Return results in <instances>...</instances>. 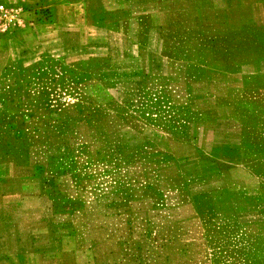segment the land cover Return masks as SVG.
Segmentation results:
<instances>
[{
    "label": "rangeland",
    "instance_id": "obj_1",
    "mask_svg": "<svg viewBox=\"0 0 264 264\" xmlns=\"http://www.w3.org/2000/svg\"><path fill=\"white\" fill-rule=\"evenodd\" d=\"M30 5L0 0V174L8 175V189L23 184L25 193L38 194L44 192L41 179L56 210L68 206L67 193L116 211L123 195L135 199L153 192L140 186L146 179L161 185L169 180L172 168L162 165L163 152L145 148V138L146 147L167 145L163 135L171 130L176 140H189L191 125L206 133L233 115L243 162L260 179L264 199V27L207 35L194 50L203 45L210 56L187 60L186 74L181 55L169 74L140 78L124 72L122 59L108 58V46L95 51L89 41L56 40L50 11L34 13ZM56 179L67 180V190ZM135 205L132 210L147 214L148 225L140 230L147 258L174 238L188 247L189 264L200 258L204 264H264V215L179 227L170 214L162 216L160 200L154 207L147 201L143 208ZM138 232L132 229L133 241Z\"/></svg>",
    "mask_w": 264,
    "mask_h": 264
},
{
    "label": "crops",
    "instance_id": "obj_2",
    "mask_svg": "<svg viewBox=\"0 0 264 264\" xmlns=\"http://www.w3.org/2000/svg\"><path fill=\"white\" fill-rule=\"evenodd\" d=\"M23 2L31 4L34 13L40 8L50 11L48 26L56 40L89 41L92 48L97 47L95 51L108 46L107 57L122 59L124 72L140 78L169 74L181 55L180 71L186 74L193 62L190 59L210 56L203 45L194 50L207 35L264 27V0ZM191 126L189 140L178 141L169 130L163 135L167 145L158 142L146 147L144 137L145 148L163 152L162 165L172 168L169 180L161 185L146 179L140 186L144 185L145 191L151 186L153 192L135 199L123 195L116 211L108 203L96 200L90 206L77 199L80 195L67 193L63 198L68 206L56 210L58 203L45 191L44 180H38L39 191L44 192L27 194L23 184L16 190L8 189L4 184L8 175L0 174V264H189L188 247L174 238L165 239V247L161 244L155 248V258L146 257L140 230L148 225L147 214L132 210V203L143 208L147 201L154 207L160 200L162 216L170 214L179 227L192 222L201 226L217 223L211 218L257 221L264 215L260 179L243 162L234 116L220 118L206 133L203 127L194 131ZM183 149L194 152L184 154ZM56 182L61 190H67V180ZM76 201L78 204L73 205ZM166 202L173 204L169 210L163 205ZM135 228L138 241L132 240ZM200 259L196 264H204Z\"/></svg>",
    "mask_w": 264,
    "mask_h": 264
},
{
    "label": "built area",
    "instance_id": "obj_3",
    "mask_svg": "<svg viewBox=\"0 0 264 264\" xmlns=\"http://www.w3.org/2000/svg\"><path fill=\"white\" fill-rule=\"evenodd\" d=\"M1 10H2V7H1ZM1 19V18H0Z\"/></svg>",
    "mask_w": 264,
    "mask_h": 264
}]
</instances>
